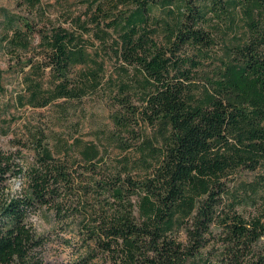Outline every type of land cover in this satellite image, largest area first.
I'll use <instances>...</instances> for the list:
<instances>
[{
  "label": "trees",
  "instance_id": "obj_1",
  "mask_svg": "<svg viewBox=\"0 0 264 264\" xmlns=\"http://www.w3.org/2000/svg\"><path fill=\"white\" fill-rule=\"evenodd\" d=\"M76 1L71 28L3 12L15 106H55L52 125H66L109 62L107 134L133 156L107 163L53 127L12 137L0 264L43 263L47 238L28 222L42 207L88 251L71 264H264V0Z\"/></svg>",
  "mask_w": 264,
  "mask_h": 264
},
{
  "label": "rangeland",
  "instance_id": "obj_2",
  "mask_svg": "<svg viewBox=\"0 0 264 264\" xmlns=\"http://www.w3.org/2000/svg\"><path fill=\"white\" fill-rule=\"evenodd\" d=\"M81 3L76 0H41L37 9L28 8L25 0H0V21L3 19V12L25 17L34 21L37 27L46 29L54 24L71 28L70 15L81 14L84 10ZM11 59L8 58L3 48L0 47V147L9 149L12 137L23 135V131L31 125H40L42 128L53 127L62 134L75 135L83 140L96 143L107 163L116 161L123 156H133L132 151H122L117 143L108 136L107 131H112L108 114L115 109L113 99L108 97L106 90L107 80L116 77L115 69L111 63H107L104 71L101 72L99 86L90 91L82 103L77 104V110L70 118L68 124H53L55 118V106L46 108H31L29 106H15V94L20 91V74L11 69ZM93 64L90 63L81 68L88 72ZM105 129V131H104ZM124 141H128L122 135ZM12 190L21 188V179L17 178L10 183ZM28 222L37 233L47 238L41 248L42 264H71L73 261L87 254L73 230L67 229V224L58 221L53 211L42 207L35 213L28 216ZM260 247L264 246V237ZM211 249V248H209ZM204 255H211L204 253ZM215 255V254H214ZM88 264H112L106 257L98 255L90 257ZM214 258V257H213ZM211 263L220 264L215 258Z\"/></svg>",
  "mask_w": 264,
  "mask_h": 264
}]
</instances>
